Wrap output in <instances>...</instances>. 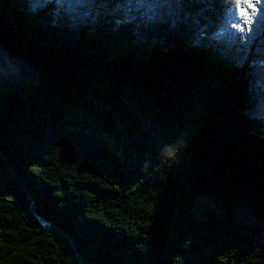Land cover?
<instances>
[{"label": "trees", "instance_id": "16d2710c", "mask_svg": "<svg viewBox=\"0 0 264 264\" xmlns=\"http://www.w3.org/2000/svg\"><path fill=\"white\" fill-rule=\"evenodd\" d=\"M258 7L0 0V264H264Z\"/></svg>", "mask_w": 264, "mask_h": 264}, {"label": "rangeland", "instance_id": "374dc122", "mask_svg": "<svg viewBox=\"0 0 264 264\" xmlns=\"http://www.w3.org/2000/svg\"><path fill=\"white\" fill-rule=\"evenodd\" d=\"M102 141L114 158L118 160H125L123 152L110 136L106 134L103 135ZM197 204L196 216L199 219H203L210 214L216 217H220L224 214L221 202L200 198L197 201ZM232 217L234 223L240 225L245 232L261 241V243H264V222L255 219L251 215L248 206L236 203L232 210Z\"/></svg>", "mask_w": 264, "mask_h": 264}, {"label": "water", "instance_id": "95a60500", "mask_svg": "<svg viewBox=\"0 0 264 264\" xmlns=\"http://www.w3.org/2000/svg\"><path fill=\"white\" fill-rule=\"evenodd\" d=\"M1 159H3V158H1ZM7 173H8V175H9L10 177H12L13 179H15V180L20 184V182H19L17 176L15 175L14 171H13L9 166H7ZM25 195H26L28 201L30 202V213H31V215H32V216H33V217H34V218L40 223V225H41L45 230L51 231V232H53V233H58L59 235H61V237L67 239V241H68V243H69V245H70V247H71V250H73V252L75 253V255H76V257H77V261H78L79 263H82L81 258L78 256L77 250H75L76 247H75V245H74V243H73V240L70 238V236L65 235L64 233H62V232L56 230L55 228H53V227H51L50 225H48L47 223H45V222H44V221L38 216V214H37V212H36L35 204L31 201V199L29 198V196H28V194H27L26 191H25Z\"/></svg>", "mask_w": 264, "mask_h": 264}, {"label": "snow or ice", "instance_id": "6c2138e0", "mask_svg": "<svg viewBox=\"0 0 264 264\" xmlns=\"http://www.w3.org/2000/svg\"><path fill=\"white\" fill-rule=\"evenodd\" d=\"M235 6L237 8H240L241 4L247 5V9H250L253 13H256L260 10V7L258 6H264L262 5V0H234ZM241 15H243L246 19L248 18V12L245 9H241ZM234 28L238 27V25H233ZM243 31V29H240Z\"/></svg>", "mask_w": 264, "mask_h": 264}]
</instances>
